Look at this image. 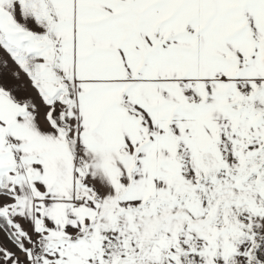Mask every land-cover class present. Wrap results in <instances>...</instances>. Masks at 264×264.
I'll list each match as a JSON object with an SVG mask.
<instances>
[{
  "label": "snow or ice",
  "instance_id": "obj_1",
  "mask_svg": "<svg viewBox=\"0 0 264 264\" xmlns=\"http://www.w3.org/2000/svg\"><path fill=\"white\" fill-rule=\"evenodd\" d=\"M0 264H264V0H0Z\"/></svg>",
  "mask_w": 264,
  "mask_h": 264
}]
</instances>
